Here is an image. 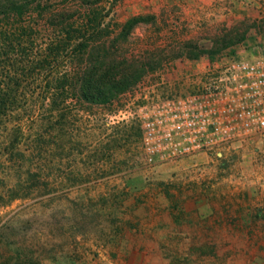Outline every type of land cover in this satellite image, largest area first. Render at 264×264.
<instances>
[{
	"label": "rangeland",
	"instance_id": "rangeland-1",
	"mask_svg": "<svg viewBox=\"0 0 264 264\" xmlns=\"http://www.w3.org/2000/svg\"><path fill=\"white\" fill-rule=\"evenodd\" d=\"M49 3L56 11H73L77 25L81 8L101 10L105 49L93 50V56L101 54L139 78L109 104L81 103L70 91H48L47 72L14 93L17 100L0 126V264L18 257L32 264H128L132 253L155 250L152 236H162L161 250L172 264H226L231 252L245 246L229 240L240 241L235 235L246 231L221 225L217 238L212 236L217 230L205 226L198 237L200 213L184 210L204 203H248L235 174L244 161L264 160V135L219 154L151 167L140 121L119 112L154 97L190 95L207 67L225 53L256 60L264 49L227 51L233 41L237 46L243 41L239 33L203 36L200 0ZM136 18L144 22L125 37V24ZM39 31L34 51L44 50L49 39L44 26ZM54 71L58 80L73 77L74 65L62 57ZM172 220L173 229L167 224ZM166 235L172 242L165 243ZM215 239L220 242H210ZM250 245L264 252V245ZM136 257L137 264L144 262Z\"/></svg>",
	"mask_w": 264,
	"mask_h": 264
},
{
	"label": "trees",
	"instance_id": "trees-1",
	"mask_svg": "<svg viewBox=\"0 0 264 264\" xmlns=\"http://www.w3.org/2000/svg\"><path fill=\"white\" fill-rule=\"evenodd\" d=\"M49 2L0 0V126L13 107L11 101L17 100L14 93L23 91L32 81L38 82L37 76L44 72L49 74L45 81L48 91H70L87 104H109L139 78L138 73L130 76L131 70L123 66L125 71L120 72L121 64L108 63L101 54L93 56V50L101 53L105 49L101 10L94 5L81 8L77 12L83 11V17L77 25L73 11H56ZM143 22V18L128 21L124 36ZM41 26L50 34L48 43L44 50L34 51ZM62 57L74 65V74L58 80L54 67ZM2 264L32 263L18 257Z\"/></svg>",
	"mask_w": 264,
	"mask_h": 264
},
{
	"label": "built area",
	"instance_id": "built-area-1",
	"mask_svg": "<svg viewBox=\"0 0 264 264\" xmlns=\"http://www.w3.org/2000/svg\"><path fill=\"white\" fill-rule=\"evenodd\" d=\"M138 119L146 163L158 166L221 153L264 135V56L225 53L190 95L154 97L119 116Z\"/></svg>",
	"mask_w": 264,
	"mask_h": 264
},
{
	"label": "crops",
	"instance_id": "crops-1",
	"mask_svg": "<svg viewBox=\"0 0 264 264\" xmlns=\"http://www.w3.org/2000/svg\"><path fill=\"white\" fill-rule=\"evenodd\" d=\"M200 2L203 15V23L201 24L203 26V36L227 33L230 37H236L239 33L243 41L238 46L233 41L232 45L234 47L231 46L227 51L237 47L264 49V0H200ZM205 59L203 58L202 61H205ZM254 152L258 151L254 150ZM253 160L251 162H242L240 164L243 167L242 171L235 174V178L240 176L238 183L244 186L245 189L242 190V194L249 201L248 203L237 206L204 203L192 210L188 209L186 205L184 210L186 215L194 211L200 213V217L196 221L198 224V237H202L205 234V226L206 228L217 230L216 233L213 232L212 234L213 237L217 238H220L221 235L219 230L221 225L230 229L239 228L246 231L235 235L237 238L241 237L240 241L229 240L228 243L238 242L245 246L238 248L237 252H231L226 257V264H264V252L258 251L260 247L254 248L250 245H264V171L262 173L260 165L264 164V160L261 159L259 163L256 161L257 164ZM250 164H253L251 168ZM259 166L261 171L257 173L256 169ZM238 194L240 195V193ZM235 212L239 213L236 214ZM208 218L209 220H206ZM167 224L171 229L177 226L173 220L168 221ZM184 228L187 229L189 227ZM231 237L233 238V235ZM212 241L213 243L220 242L217 239L210 240V242ZM166 242H172L168 240V235L165 236ZM149 243L156 245L155 250L151 251L149 255L132 253L128 264H137V262L133 261L134 258L137 259L136 256H142V260L144 259V262L142 261L140 264H172V258H169L161 250L160 245L164 243L162 236H152L149 239ZM220 254L222 253L220 252ZM220 254L218 253L217 256H222Z\"/></svg>",
	"mask_w": 264,
	"mask_h": 264
}]
</instances>
